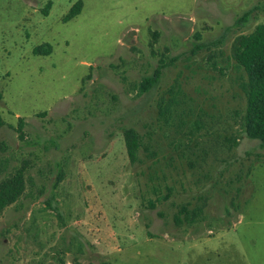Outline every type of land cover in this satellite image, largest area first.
Here are the masks:
<instances>
[{
  "label": "rangeland",
  "instance_id": "374dc122",
  "mask_svg": "<svg viewBox=\"0 0 264 264\" xmlns=\"http://www.w3.org/2000/svg\"><path fill=\"white\" fill-rule=\"evenodd\" d=\"M47 1L0 0V185L24 175L0 264H264V147L245 133L232 58L264 0H80L67 23L77 0H51L35 36L27 18ZM43 44L52 54L35 56ZM127 129L142 137L136 164ZM185 205L203 213L177 226Z\"/></svg>",
  "mask_w": 264,
  "mask_h": 264
},
{
  "label": "trees",
  "instance_id": "16d2710c",
  "mask_svg": "<svg viewBox=\"0 0 264 264\" xmlns=\"http://www.w3.org/2000/svg\"><path fill=\"white\" fill-rule=\"evenodd\" d=\"M83 10V2L75 4L69 13L63 18L67 23L79 16ZM252 12H246L238 18L235 24L228 28L232 30L242 29L250 20ZM53 48L49 44L37 46L33 50L35 56H50ZM232 58L239 69L246 74V81L241 83V90L246 97V112L243 117V127L249 139L257 140L264 147V23L256 26L250 34L238 35L232 45ZM163 67L155 70L154 74L145 77L139 86V94L143 95L152 90L161 80ZM4 96L0 91V103ZM176 99L160 106V116L169 120L173 116V107ZM5 126V121L0 109V130ZM24 120L19 118L18 133L23 139ZM124 140L127 155L131 164L140 162L139 152L143 148L141 135L135 129L124 131ZM24 189V175L19 172L13 179L0 185V217L3 211L18 201ZM154 206V204H152ZM202 208L190 209L188 206L179 208L174 217L177 226L193 225L199 221Z\"/></svg>",
  "mask_w": 264,
  "mask_h": 264
},
{
  "label": "crops",
  "instance_id": "0c3cea01",
  "mask_svg": "<svg viewBox=\"0 0 264 264\" xmlns=\"http://www.w3.org/2000/svg\"><path fill=\"white\" fill-rule=\"evenodd\" d=\"M80 0H77L72 7L77 4ZM39 2V1H38ZM53 1L48 0L45 6L41 10H32L29 14V19L27 18L28 23L32 24L33 32L35 33V36H39L40 33L38 32V27L41 25V20L48 18L51 14L52 8H53ZM32 34H26V38L29 40L31 38ZM11 57L10 52H6V58L9 59ZM1 63V62H0ZM19 118V117H18ZM21 118V117H20Z\"/></svg>",
  "mask_w": 264,
  "mask_h": 264
}]
</instances>
